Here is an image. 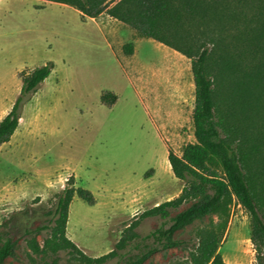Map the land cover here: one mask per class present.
Segmentation results:
<instances>
[{"label":"rangeland","instance_id":"obj_1","mask_svg":"<svg viewBox=\"0 0 264 264\" xmlns=\"http://www.w3.org/2000/svg\"><path fill=\"white\" fill-rule=\"evenodd\" d=\"M131 43L129 56L124 47ZM50 63L51 76L0 148V228L11 220L19 242L17 257L4 264H46L29 251L25 231L54 225L58 196L72 178L97 203L74 200L69 238L91 257L110 253L135 217L182 194L186 183L175 177L169 153L182 155L196 143V86L186 56L107 14L84 19L71 6L45 0H0V122L21 94V74ZM108 92L118 96L112 106L102 100ZM250 222L235 204L220 249L226 264H257ZM205 223L178 238L193 240ZM161 224L147 219L137 232L147 237ZM47 235L39 237L42 245ZM135 254L128 250L111 264ZM188 257L184 248L171 249L146 264ZM58 264L76 263L63 254Z\"/></svg>","mask_w":264,"mask_h":264},{"label":"trees","instance_id":"obj_2","mask_svg":"<svg viewBox=\"0 0 264 264\" xmlns=\"http://www.w3.org/2000/svg\"><path fill=\"white\" fill-rule=\"evenodd\" d=\"M45 1L71 6L84 19L107 14L139 37L190 59L196 86V143L187 145L182 155L169 153L175 177L186 183L182 194L135 217L110 253L91 257L68 236L74 200L97 203L74 178L58 196L54 225L26 229L29 251L46 264L52 257L51 264H58L63 254L76 264H111L134 250L123 264H146L159 252L184 248L189 257L175 264H226L220 249L238 204L250 216L257 264H264V0ZM124 52L133 55L134 44L126 45ZM53 69L50 63L21 74V94L0 122V148L11 142L24 106ZM102 100L112 106L118 96L108 92ZM153 218L161 219V226L141 237L137 229ZM200 223L205 225L196 227L193 240L178 238ZM10 225L11 220H5L0 228V264L17 257L19 242ZM44 232L48 235L42 245L39 237Z\"/></svg>","mask_w":264,"mask_h":264},{"label":"crops","instance_id":"obj_3","mask_svg":"<svg viewBox=\"0 0 264 264\" xmlns=\"http://www.w3.org/2000/svg\"><path fill=\"white\" fill-rule=\"evenodd\" d=\"M61 5H63V4H61Z\"/></svg>","mask_w":264,"mask_h":264}]
</instances>
